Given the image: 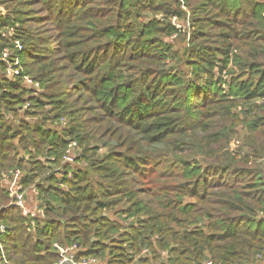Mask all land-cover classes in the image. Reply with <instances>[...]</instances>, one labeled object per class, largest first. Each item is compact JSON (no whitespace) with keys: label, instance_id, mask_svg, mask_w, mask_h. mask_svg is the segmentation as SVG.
<instances>
[{"label":"trees","instance_id":"obj_1","mask_svg":"<svg viewBox=\"0 0 264 264\" xmlns=\"http://www.w3.org/2000/svg\"><path fill=\"white\" fill-rule=\"evenodd\" d=\"M0 224L15 264H264V0H0Z\"/></svg>","mask_w":264,"mask_h":264},{"label":"built area","instance_id":"obj_2","mask_svg":"<svg viewBox=\"0 0 264 264\" xmlns=\"http://www.w3.org/2000/svg\"><path fill=\"white\" fill-rule=\"evenodd\" d=\"M18 49L19 52L22 51L23 47L21 44L18 43ZM10 56V52L8 50H5L3 53V60L8 62L7 66V73L9 76H18L22 74V66L20 64L19 56H17L15 62H10L8 60ZM25 79L27 80L28 83H33L34 81L32 80L31 77L26 76ZM37 85V84H36ZM77 146V142H72L68 145V148L66 149L65 155L63 159L65 161L69 162H74L75 161V149ZM20 171H17L14 173V176L10 178H6L7 186L10 191V195L12 197V203L21 207L23 210V213L25 215L31 216V217H36L39 214L42 216L44 213L42 210L39 208L35 197L33 195V200L29 196L30 190L33 187H30L28 189L22 190V184L20 183ZM33 203V204H32ZM7 234L6 227L2 224H0V264H15L11 263V261L8 260L7 257V251L4 245V238ZM56 247L60 250L61 255L63 257L61 264H96L97 261L95 258H90L88 260H82V261H76L73 257V255H69L68 249H64L63 247H60L59 245H56ZM146 252V251H145ZM166 253H164L165 255ZM260 257V255L258 256ZM203 264H213L212 261H206Z\"/></svg>","mask_w":264,"mask_h":264},{"label":"rangeland","instance_id":"obj_3","mask_svg":"<svg viewBox=\"0 0 264 264\" xmlns=\"http://www.w3.org/2000/svg\"><path fill=\"white\" fill-rule=\"evenodd\" d=\"M3 11H4V9L3 8H1ZM173 21H174V23H177V19H173ZM29 196L31 197V199L33 200V195H32V193L30 192L29 193ZM33 204V203H32Z\"/></svg>","mask_w":264,"mask_h":264}]
</instances>
